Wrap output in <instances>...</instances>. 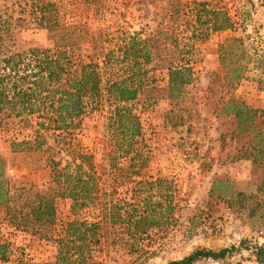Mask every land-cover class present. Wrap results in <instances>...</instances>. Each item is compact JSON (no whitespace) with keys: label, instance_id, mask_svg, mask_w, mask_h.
Here are the masks:
<instances>
[{"label":"rangeland","instance_id":"obj_1","mask_svg":"<svg viewBox=\"0 0 264 264\" xmlns=\"http://www.w3.org/2000/svg\"><path fill=\"white\" fill-rule=\"evenodd\" d=\"M194 2H205L208 9L226 10L233 26L212 31L210 25H200L194 33ZM46 3L53 4L52 10L62 21L85 24L93 40L75 54L86 62L98 60L91 57L95 55L92 41H103L106 51H113L114 59L120 60L118 45L138 32L143 38L153 35V44L158 46L154 52L159 54H153L147 67L157 85L165 87L168 77L166 70L154 69V62L174 58L180 50L193 71V78L180 97L172 99L162 89L153 93L152 103L148 104L142 95L131 103L141 123L140 151L117 158L115 167L107 155L110 103L105 98L99 99L97 105L94 101L87 103L79 126L66 132L65 146L92 155L91 162L106 193H112L114 198L132 200L138 181L158 177L170 180L175 190L177 207L170 225L157 231L150 229L134 240L124 227L108 223L94 241L91 264H166L196 249L222 248L229 249L224 259L202 257L194 264L253 261L248 246L264 242V138L254 143L256 132L264 135V115L256 120V132L239 134L234 117L220 110L230 94L252 108L264 110V51L248 39L259 36L264 0H0L1 17L21 19L5 35L2 57L29 48L54 50V39L39 18ZM229 36L242 39L247 57L241 56L236 45L234 55L220 57V45ZM232 58L246 66L243 78L231 85ZM122 70L120 64L106 66L99 58L103 92L109 80L123 75ZM27 119L25 124L17 119L0 124V157L13 187L45 190L51 182L50 160L72 165L74 156L49 134L47 144L41 148L12 147V142L34 139L36 115ZM145 192L137 193L133 199L141 203ZM73 219L102 221L101 205L73 209L70 199H62L45 238L14 229L0 207V244H7L0 264H13L29 255L34 260L52 257L56 252L54 241L65 233L66 224Z\"/></svg>","mask_w":264,"mask_h":264},{"label":"trees","instance_id":"obj_2","mask_svg":"<svg viewBox=\"0 0 264 264\" xmlns=\"http://www.w3.org/2000/svg\"><path fill=\"white\" fill-rule=\"evenodd\" d=\"M39 18L50 31L54 39V50L47 48H29L3 56L1 49L5 35L10 32L20 18H3L0 16V124L16 121L25 124L30 115H36L34 139L12 142V147L41 148L47 144L49 134L55 142L74 156L71 162L64 165L60 161L50 160L51 182L45 190L33 187H13L6 175V165L0 157V207L14 229L26 232L38 238H45L54 224L58 204L62 199H70L73 209L83 208L88 204H100L102 221L73 219L66 224L65 233L54 241L56 252L53 259L34 260L31 255L17 259L13 264H90L96 243L105 225H117L130 236L140 238L148 230H159L168 226L176 211L175 190L171 181L163 177L147 181H138L133 188L132 200L114 198L106 193L104 182L91 162L92 155L80 153L65 145V134L79 126V119L87 103L105 98L110 103V113L106 128L109 133L108 159L115 167L117 158L137 155L139 150L140 118L134 112L131 103L138 100L139 95L152 103L153 93L162 89L168 91L170 98L180 97L184 87L193 78L191 66L185 62V54L178 52L174 58L154 62V69L166 70L167 85L160 87L153 77L148 75L147 68L153 61V35L141 37L138 32L124 38L118 45L120 60L114 59L113 51H106L103 41H92L95 57L98 60L88 62L76 56V50L89 43V34L85 24L64 22L52 10L51 3L43 4ZM192 12L196 26L205 25L212 31H222L233 26V20L226 10L207 8L205 2H194ZM204 33V31H203ZM202 33V35H203ZM247 57V49L240 37H226L220 45V57L234 55V46ZM155 50V51H156ZM157 56V55H156ZM241 57V58H242ZM99 58L106 66L118 63L123 75L111 79L101 87ZM246 63L232 58L229 67L230 83L237 84L243 78ZM147 104V105H148ZM221 113L231 114L236 124V132H256L257 118L264 115V110L252 108L233 94L228 96ZM264 138L263 133H255V144ZM257 139V140H256ZM52 150V146H47ZM133 154V155H134ZM130 159H134L131 156ZM88 165V166H86ZM215 186V184H214ZM144 192L141 203L133 199L136 192ZM215 192V187L212 188ZM244 195L242 192H231L232 195ZM7 245V244H6ZM6 245L0 244V257L4 258ZM258 264H264V245L248 246ZM228 248L218 251L196 249L187 256L171 260L166 264H194L200 258L221 260L228 254Z\"/></svg>","mask_w":264,"mask_h":264},{"label":"built area","instance_id":"obj_3","mask_svg":"<svg viewBox=\"0 0 264 264\" xmlns=\"http://www.w3.org/2000/svg\"><path fill=\"white\" fill-rule=\"evenodd\" d=\"M249 41L251 42H255L256 43V48L259 49V51H264V11L262 13L261 16V20H260V32H259V36L258 37H254V36H250ZM259 245H264V242H262V244ZM89 263L91 264L92 259L88 258ZM248 264H258L255 260L251 261Z\"/></svg>","mask_w":264,"mask_h":264},{"label":"crops","instance_id":"obj_4","mask_svg":"<svg viewBox=\"0 0 264 264\" xmlns=\"http://www.w3.org/2000/svg\"><path fill=\"white\" fill-rule=\"evenodd\" d=\"M50 259H53V256H52V257H50Z\"/></svg>","mask_w":264,"mask_h":264}]
</instances>
